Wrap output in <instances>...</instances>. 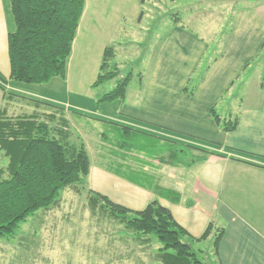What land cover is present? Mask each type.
<instances>
[{
	"label": "crops",
	"instance_id": "1",
	"mask_svg": "<svg viewBox=\"0 0 264 264\" xmlns=\"http://www.w3.org/2000/svg\"><path fill=\"white\" fill-rule=\"evenodd\" d=\"M140 1L85 0L65 78L35 85L9 79L7 36L14 23L8 1L0 0V111L57 110L69 128L71 117L93 123L92 129L74 125L77 144L87 151L85 138L98 140L97 159L104 157V131L129 130L147 156L125 154V174L141 169L178 200L157 196L92 158L88 190L134 211L157 200L193 238L213 223L223 234L211 264H264V0H165L175 8L167 25L151 18L150 3L157 0ZM110 45L120 76L133 77L122 100L99 103L93 84ZM200 73L187 96L184 86ZM212 109L220 120L237 118L236 128L223 131ZM165 144L188 154L182 161ZM166 149L171 161L156 159Z\"/></svg>",
	"mask_w": 264,
	"mask_h": 264
},
{
	"label": "trees",
	"instance_id": "2",
	"mask_svg": "<svg viewBox=\"0 0 264 264\" xmlns=\"http://www.w3.org/2000/svg\"><path fill=\"white\" fill-rule=\"evenodd\" d=\"M7 1L14 23V29L7 36L9 79L20 84L38 85L55 77L65 78L85 0ZM114 59V47L107 46L93 86L112 80L115 85L99 97V103L122 100L133 77L132 72L120 76ZM200 78L201 73L196 80L189 79L183 93L190 96ZM211 111L214 121L223 131L230 132L236 128L237 118L220 120L214 110ZM110 129L102 134L101 143L105 148V152L102 150V167L123 179L134 180L157 196L170 193L171 199L177 201V193L161 188L154 177L141 169H130L134 172L131 174L129 171L130 176L125 174L128 170L125 154L133 151L145 157L147 154L140 151V142L130 137L129 130L118 128V134H115L114 131L110 133ZM70 135L67 119L57 110L50 114L36 112L19 116H8L0 111V155L7 160L4 167L0 166V239L11 236L21 222L38 210L55 205L61 191L71 188L76 194L86 192V203L92 214H106L131 232L139 244L149 246L155 238L160 244L155 253L159 264H209L201 257V250L194 249V244L206 241L210 235L213 254L217 256L223 230L213 228V223L199 238H193L157 200L149 202L142 210L134 211L88 190L89 156L82 142L69 144ZM126 135L129 139L125 138ZM165 147L173 149L182 161L188 154L184 147L168 144ZM169 153L166 149L156 159L171 161L167 159L171 156ZM201 160L203 157L193 158L190 163Z\"/></svg>",
	"mask_w": 264,
	"mask_h": 264
},
{
	"label": "rangeland",
	"instance_id": "3",
	"mask_svg": "<svg viewBox=\"0 0 264 264\" xmlns=\"http://www.w3.org/2000/svg\"><path fill=\"white\" fill-rule=\"evenodd\" d=\"M157 1L150 3L151 18H156V21L164 18L167 25V15L174 13L175 8L165 0ZM114 83V80L106 82L96 90L102 95ZM69 121L72 136L69 144H77L81 139L74 124L84 121L73 117ZM84 124L89 129L95 128L93 123ZM85 141L89 158L101 163L102 158L97 159L100 152L98 140L89 136ZM102 149L105 152V148ZM6 163L7 160L0 155V166L4 167ZM211 246L210 239L199 247L202 249L201 257L209 264L215 260ZM159 247L155 238L149 246L139 244L131 232L106 214H92L86 203V192L76 194L71 188H66L61 191L55 205L38 210L21 222L11 236L0 239V264H159L155 260Z\"/></svg>",
	"mask_w": 264,
	"mask_h": 264
},
{
	"label": "built area",
	"instance_id": "4",
	"mask_svg": "<svg viewBox=\"0 0 264 264\" xmlns=\"http://www.w3.org/2000/svg\"><path fill=\"white\" fill-rule=\"evenodd\" d=\"M0 85H2L3 86V83L0 81Z\"/></svg>",
	"mask_w": 264,
	"mask_h": 264
}]
</instances>
